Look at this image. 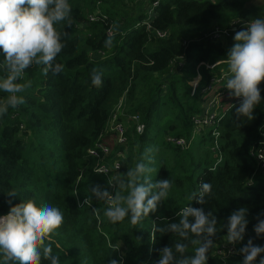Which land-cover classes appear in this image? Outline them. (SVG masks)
Masks as SVG:
<instances>
[{"label":"trees","instance_id":"16d2710c","mask_svg":"<svg viewBox=\"0 0 264 264\" xmlns=\"http://www.w3.org/2000/svg\"><path fill=\"white\" fill-rule=\"evenodd\" d=\"M253 1L150 0L145 8L138 0H68L74 22L71 27L63 22L56 25L64 48L55 62L63 66L62 72L45 74L44 66H30L18 81H32L31 88L20 94L25 104L9 108L0 117V216L8 214L9 200L12 206L33 200L38 206L59 208L63 224L48 239L60 264H110L112 259L118 264L121 260L123 264H156L160 250L174 247L179 238L170 232L153 235V224L163 227L178 222L177 212L189 204L206 214L212 212L218 221L207 264H224L216 248L226 242L228 217L241 207L248 209V226L243 241L236 243L238 254L228 263L242 264L240 249L249 238L264 247V234L257 236L253 230L257 217L264 219L260 215L264 213V172L256 159L264 149V83L259 85L262 99L251 121L236 120L240 103L226 93L228 112L216 127L220 134L216 150L215 128L194 130V119L209 96L201 93L204 83L195 94L192 87L198 65L220 61L217 58L236 42L225 47L195 40L214 26L229 29L237 20L264 18V3L251 6ZM156 2L155 17L149 19V9ZM91 15L100 17L99 21L90 22ZM146 21L152 31L147 30ZM113 25L118 28L111 35ZM156 31L167 36L161 38ZM110 35L113 46L108 49L104 42ZM93 69L102 72L101 87L91 83ZM227 69L224 64L214 73ZM0 75H7L2 50ZM7 95L0 91V100ZM122 100L128 115L121 117L128 126L127 144L114 145L107 129ZM130 116L140 117L143 133H138ZM169 138L191 142L183 148ZM99 143L112 147L111 156L103 162L89 154ZM148 148L153 149L151 179H170L169 195L138 224L132 225L128 217L113 224L103 216L107 205L91 189L100 185L114 195L109 179L126 174ZM117 159L119 172L109 176L96 172L99 164L112 167ZM201 181L212 184L203 205L189 199L200 191ZM11 191L17 196L9 197ZM85 199L91 204L84 205ZM94 209L100 210L99 218ZM193 251L189 248L187 254ZM261 258L264 253L254 264ZM41 264L50 261L42 259Z\"/></svg>","mask_w":264,"mask_h":264},{"label":"clouds","instance_id":"9594fccd","mask_svg":"<svg viewBox=\"0 0 264 264\" xmlns=\"http://www.w3.org/2000/svg\"><path fill=\"white\" fill-rule=\"evenodd\" d=\"M71 13L68 0H0V50L7 68V75L0 77V91L8 94L0 100V117L5 116L9 108L16 109L25 104V98L20 94L31 88L32 81H18L23 79L25 70L30 66H44L45 74L48 71L53 75L62 72L63 66L55 62L64 48L56 25L63 22L66 27H71L74 22ZM117 28L118 25H113L109 32ZM234 40L236 42L228 51L227 59L217 64L227 63L226 88L230 96L242 98L235 109L236 120L243 118L251 121L254 119L253 110L262 99L259 85L264 83V18L251 20L245 29L235 33ZM112 46L110 35L104 47L111 49ZM200 78L193 81V85L198 84ZM91 83L95 87L102 86L100 70L93 69ZM152 152V148L146 149L141 160L126 174L118 173L109 179V185L115 188L114 195L100 185L92 187V195L107 205L103 216L109 222L117 224L128 217L131 224L136 225L149 213L155 212L168 197L172 181L162 179L153 182L151 179L154 171L149 166L153 162ZM211 192L212 184L201 181L200 191L193 192L189 199L203 205ZM7 195L14 198L17 193L11 191ZM8 203V214L0 216V256L3 257V264H41L42 259L49 260L50 264H60L59 256L53 255L52 243L48 239L63 224L60 209L49 204L38 206L33 200L14 206L11 200ZM83 204L90 205L91 200L85 199ZM93 211L99 218L100 210ZM176 215L178 222L163 227L153 224V235L170 232L179 238L174 247L165 246L160 250L156 264H207L208 254L215 245L213 238L217 236L216 216L212 212L206 214L203 208H195L191 204L181 208ZM247 215L248 209L241 207L228 217L224 225L228 244L243 241L248 226ZM253 230L257 236L264 234V219L260 216ZM189 248L194 250L192 255L187 254ZM261 253H264V247L254 245L249 238L240 249L244 257L242 264H254ZM110 264H118V261L112 259ZM259 264H264V258L259 260Z\"/></svg>","mask_w":264,"mask_h":264},{"label":"built area","instance_id":"2783aa9c","mask_svg":"<svg viewBox=\"0 0 264 264\" xmlns=\"http://www.w3.org/2000/svg\"><path fill=\"white\" fill-rule=\"evenodd\" d=\"M149 2L150 0H138L139 5L143 4V7L145 8L147 7V5H149ZM158 3L159 2H156L155 4H153V7H150L148 12L149 19H153L155 17L153 8L158 6ZM99 19L100 17L95 15H91L89 17L90 22H96L99 21ZM249 22L250 21H246L243 19L237 20L233 22L232 26L229 29H221L218 26H214L203 32L201 35H199L198 38L195 40V43L213 42V43H220L223 46L230 45L232 42L235 41L234 40L235 33L239 30L245 29L246 25ZM145 25L148 31L153 30L150 21H146ZM156 33L161 38L167 36V33H160L157 31ZM110 34L112 35V33ZM217 62L216 63L201 62L197 67L198 74L194 81H196L198 77H202V78L199 79L198 84L193 85L192 83L193 94H195L200 89L201 83H204L203 88H201V93L209 96L208 99L203 101L202 113L194 119V130L196 132H200L203 129L210 130L212 128H215L212 131V135L215 138V146H216L214 147L213 150L217 149L218 138L220 136L219 131L217 130L216 127L219 125L221 119L224 118L226 113L228 112V110L225 109V106L229 104V102H224L225 99L224 97L226 93H229V90L226 88L227 70H221L220 74L214 73L216 68L227 63L222 62L217 64ZM203 71L205 74L203 73ZM204 75H206L207 77L206 83L203 82ZM241 99L242 98L234 97L235 100L234 102L240 103ZM127 116L128 115L126 114L125 106L123 105V100H122L121 104L117 107L114 115L112 116L107 129V137L113 136L116 145L127 144V139H126L127 127L121 121V117H127ZM129 118L136 123L138 133H143L145 127L140 124V117L130 116ZM194 136L192 137L191 141L194 139ZM169 140L173 141L176 145L183 148H187L191 142L184 138H180V139L169 138ZM89 154L95 159H98L99 161L103 162L106 158L111 156L112 148L105 143H99L96 145L95 148L89 150ZM256 159L260 165L261 171L264 172V149H261L258 152V154L256 155ZM120 167H121L120 160L117 159L114 161L112 167H108L105 164H99L96 167V172L109 176L110 174H112L113 171L119 172ZM216 254L224 261V264H229L228 263L229 260L238 254L236 244L234 245L228 244L226 240V242L217 245Z\"/></svg>","mask_w":264,"mask_h":264},{"label":"rangeland","instance_id":"374dc122","mask_svg":"<svg viewBox=\"0 0 264 264\" xmlns=\"http://www.w3.org/2000/svg\"><path fill=\"white\" fill-rule=\"evenodd\" d=\"M262 3H264V0H254L252 3H251V6H257V5H261ZM234 42H232L229 46H231ZM235 44V43H234ZM233 44V45H234ZM233 45L231 46V48L233 47ZM226 46V45H225ZM230 50V49H229ZM228 50V51H229ZM228 51L221 57H218L217 60H226L227 57H228ZM217 62V61H216ZM215 62V63H216ZM203 104V103H202ZM128 127V126H127ZM115 145V141L113 140L112 141ZM111 147V146H110ZM112 148V147H111Z\"/></svg>","mask_w":264,"mask_h":264},{"label":"water","instance_id":"95a60500","mask_svg":"<svg viewBox=\"0 0 264 264\" xmlns=\"http://www.w3.org/2000/svg\"><path fill=\"white\" fill-rule=\"evenodd\" d=\"M0 77H3V76L0 75Z\"/></svg>","mask_w":264,"mask_h":264}]
</instances>
